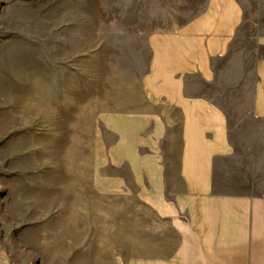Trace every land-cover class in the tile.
I'll return each instance as SVG.
<instances>
[{"label":"rangeland","instance_id":"1","mask_svg":"<svg viewBox=\"0 0 264 264\" xmlns=\"http://www.w3.org/2000/svg\"><path fill=\"white\" fill-rule=\"evenodd\" d=\"M206 2L0 0V264H184L139 81Z\"/></svg>","mask_w":264,"mask_h":264},{"label":"crops","instance_id":"2","mask_svg":"<svg viewBox=\"0 0 264 264\" xmlns=\"http://www.w3.org/2000/svg\"><path fill=\"white\" fill-rule=\"evenodd\" d=\"M148 47L137 114L180 184L182 263L264 264V0H207Z\"/></svg>","mask_w":264,"mask_h":264}]
</instances>
